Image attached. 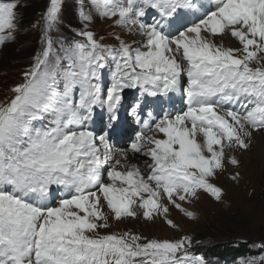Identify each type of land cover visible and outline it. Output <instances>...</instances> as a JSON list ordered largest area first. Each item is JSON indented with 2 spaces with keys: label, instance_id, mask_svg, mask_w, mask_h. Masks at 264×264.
Listing matches in <instances>:
<instances>
[{
  "label": "snow or ice",
  "instance_id": "snow-or-ice-1",
  "mask_svg": "<svg viewBox=\"0 0 264 264\" xmlns=\"http://www.w3.org/2000/svg\"><path fill=\"white\" fill-rule=\"evenodd\" d=\"M17 6L0 0V45L15 38ZM62 6L49 0L42 48L0 105V264H206L189 252L188 236L98 230L110 217L138 216L175 228L171 209L195 219L186 203L201 195L221 200L218 173L239 167L233 153L264 132V0H91L79 7L81 39L69 42L53 38ZM149 9L159 18L146 21ZM93 11L135 31L140 46L119 35L118 47L102 43L87 30ZM181 12L196 18L181 23ZM226 33L242 47H225ZM108 58L114 68L105 89ZM185 73L186 110L149 112L129 147H116L125 131L117 122L124 90L167 96ZM94 109L101 134L86 124ZM129 153L148 158L147 175Z\"/></svg>",
  "mask_w": 264,
  "mask_h": 264
},
{
  "label": "rangeland",
  "instance_id": "rangeland-1",
  "mask_svg": "<svg viewBox=\"0 0 264 264\" xmlns=\"http://www.w3.org/2000/svg\"><path fill=\"white\" fill-rule=\"evenodd\" d=\"M16 2L18 5L16 8L18 30L13 40L0 45V105H7L14 97L11 89L16 84L23 82V72L34 63L35 55L42 48L43 21L41 17L49 4V0H16ZM81 3L91 6V0H63L59 30L53 33L55 41L69 42L81 39L76 35L77 31L84 28V23L78 16ZM154 11L149 9L148 14L153 15ZM115 20L116 18H102L93 11V20L87 30L92 31L98 40L102 38L101 42L108 45L118 47L119 41L114 37L119 35L128 43L135 40L136 43L133 44V47H139L143 37L137 35L135 31L129 33L118 27ZM228 36L233 44L224 43L225 47H242L230 34ZM251 66L256 67L257 65L253 63ZM106 68L108 69L101 71V83L105 89L110 84L111 72L114 68L111 58H108ZM131 93H137V96L141 95L137 89H125L123 92V94H127V97ZM247 151L249 148L234 152L236 158L241 160L239 167L228 166L226 171L218 173L213 181L223 189L224 194L220 201L207 195H201V201L194 200L191 204L184 205L188 210L196 213L195 219L185 216L174 208L171 209L169 218L175 223V228L169 226L163 219L147 221L138 216L135 219L125 218L117 221L110 217V226L99 229V234L131 232L148 239L161 240H178L188 236L191 238L189 252L193 255L203 256L206 264H247L248 261L264 264V259H261L264 257V169L260 170L259 167L257 172L254 168L250 171L246 170L245 167L249 166V159L241 154H245ZM147 159L143 156L142 162L145 163ZM242 170L245 171V174ZM144 172L145 175L148 174V170ZM237 172L239 176L235 180L232 179V176ZM105 180L107 181L106 175ZM229 241L231 244H236L238 241L248 242L249 249L253 253L238 257L228 253L229 255L226 254L223 258H218L213 262L205 257L206 249L210 251V248L216 244L225 245ZM225 258L226 260L220 261Z\"/></svg>",
  "mask_w": 264,
  "mask_h": 264
},
{
  "label": "bare ground",
  "instance_id": "bare-ground-1",
  "mask_svg": "<svg viewBox=\"0 0 264 264\" xmlns=\"http://www.w3.org/2000/svg\"><path fill=\"white\" fill-rule=\"evenodd\" d=\"M195 18L196 17L193 16L190 12L187 14H185L184 12L180 13V22L181 23L188 22L190 20H194ZM148 21H149V19H148ZM165 27H167V25H165ZM217 40L219 41L220 38H217ZM223 43H227L228 45L233 44V41L229 38L227 33L223 37ZM235 46H237V45H235ZM228 47H230V46H228ZM175 94H176V91L174 93H169L167 96H165L163 98V100L165 101V103L169 107V111H176V110H180V109L186 110V106L184 108H181L182 106L179 108H174L173 100L175 99ZM151 101L155 104L154 111L148 110L146 108L147 105L145 102L142 105L139 104V109H138L139 119L137 118V116H134L135 121L132 124L133 125L132 127L128 126L127 124H124L122 118L119 117V120L117 122L123 124L125 131H124V135H122L117 141H114L116 147H118V148L129 147L130 143L135 139V134L133 133V131L131 129H133L135 132L136 131L139 132L143 127L142 121L148 120V118L145 119V117H148L149 112H152L153 116H156L157 113H159L163 110L162 104L159 101L157 102V104H156L154 99H152ZM142 106L144 107V109L142 108ZM141 109H142V111H141ZM151 110H153V108H151ZM100 111H101L100 109H95V111L93 112L92 118L89 121H86V124L90 127V129L93 131H96L98 134H101V129L103 127V125L101 124V121L99 119ZM119 114H121V111L119 112ZM107 115H108V113L104 112V123L105 124L108 122ZM142 115H144V116L141 119ZM128 131H130L131 139L128 138V133H127ZM146 134L151 135L152 133L147 132ZM241 155H243V156L245 155L249 159V166L245 167L247 171H250L252 168H254V170L257 172L259 167H260V170L264 169V132H254L251 144L249 146V151H247V153H245V154L242 153ZM132 156H136V157H132ZM142 158H143V156L139 153H136L135 155L133 153H129L130 162L136 163L138 166L141 167L142 170L146 171V170H148V166H147L146 162L145 163L142 162ZM230 170L232 171V168ZM242 171L245 174V171L244 170H242ZM51 191H52L53 195H56L60 190L59 189H52ZM201 200L202 199H198L197 202H199ZM118 227H120V225H118Z\"/></svg>",
  "mask_w": 264,
  "mask_h": 264
},
{
  "label": "trees",
  "instance_id": "trees-1",
  "mask_svg": "<svg viewBox=\"0 0 264 264\" xmlns=\"http://www.w3.org/2000/svg\"><path fill=\"white\" fill-rule=\"evenodd\" d=\"M231 241L227 242L225 245L219 244V245H215L213 247L210 248V251H207L208 249H206L205 251V257L209 260V261H216V259L218 258H223L226 254L229 255L228 253L235 255V257H238L239 255H245L247 253L252 254V250L249 249V243L248 242H240L238 241L236 244H231ZM226 260H220V261H224Z\"/></svg>",
  "mask_w": 264,
  "mask_h": 264
}]
</instances>
